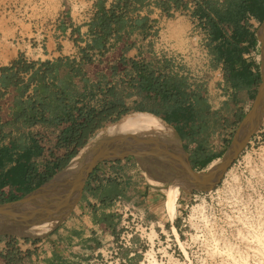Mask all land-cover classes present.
Returning <instances> with one entry per match:
<instances>
[{"label":"crops","instance_id":"0c3cea01","mask_svg":"<svg viewBox=\"0 0 264 264\" xmlns=\"http://www.w3.org/2000/svg\"><path fill=\"white\" fill-rule=\"evenodd\" d=\"M190 1L195 0H0V78L6 77V85L0 81V147L14 148L12 162L0 171V203L20 198L37 187L45 172L63 167L75 142H63L62 134L79 129L91 111L107 119L130 112L167 114L173 104L163 103L153 89L165 81L181 83L184 108H193L197 116L181 138L191 168L205 170L223 154L237 125L232 113L226 116L228 110L240 121L260 81V62L254 59L260 56V24L245 21L252 16L261 23L264 18L245 11L233 26L230 42L234 37L241 55L229 73L209 51L206 17L199 18L193 10L200 20L207 63V70L193 79L189 67L176 65L173 57L178 51L189 52L195 43L188 36L191 18L183 11ZM206 1L221 14L231 9V0ZM207 14L217 20L211 9ZM221 23L234 25L219 22V32ZM217 116L222 118L219 126L213 123ZM44 135L57 142L53 159L41 170L37 160ZM18 157L25 158L26 171L16 167ZM10 168L14 175H5ZM150 182L159 183L129 157L99 163L79 200L43 235L0 233V264L140 263L146 237L134 234L129 244L123 243L114 201L120 198L136 206L146 228L156 232L176 186L160 193ZM182 200L177 195V208L184 209Z\"/></svg>","mask_w":264,"mask_h":264},{"label":"rangeland","instance_id":"374dc122","mask_svg":"<svg viewBox=\"0 0 264 264\" xmlns=\"http://www.w3.org/2000/svg\"><path fill=\"white\" fill-rule=\"evenodd\" d=\"M193 45L194 43L189 52L178 51L173 55L174 63L189 67L190 73L194 74L195 79H199L198 75H201V71L197 66L201 52ZM202 46L203 49H206L203 40ZM193 76L189 77L193 78ZM209 103L213 106L216 105L214 102ZM228 103L229 106L233 105L232 101ZM130 113L101 120L98 123L100 127L93 132L91 138L83 146L77 148V153L90 143L98 130L115 126L122 117ZM230 114L233 123L238 125V116L233 114L232 109L228 110L226 116ZM221 119V116L220 118L217 116L213 120L214 125L219 126ZM235 129L230 132L232 135ZM170 139L175 140L174 138ZM129 160L136 163L132 157H129ZM145 174L147 177L149 176L147 173ZM150 183L162 189L160 193L166 192L168 189L166 186L176 184L174 182ZM178 196L181 200L185 198L186 205L183 206L184 209L175 206L172 222L169 221L170 218L164 210L160 213V228L156 227V232L153 227L150 228V231L145 229L147 227L145 224L139 228L141 235L146 238L142 243L141 262L138 264H264V115L244 149L214 188L202 191L180 187ZM176 203L178 201L175 202V205ZM56 222L53 221L49 228ZM174 228L178 233L179 241L173 234ZM153 230L154 233H152ZM46 231L43 228L42 233L39 234L27 232H7L5 234L41 236ZM149 233L154 234L152 240L148 238ZM255 235H258L259 238H256ZM147 251L152 253L153 262L146 260L145 253ZM103 264H114V262L106 261Z\"/></svg>","mask_w":264,"mask_h":264},{"label":"water","instance_id":"95a60500","mask_svg":"<svg viewBox=\"0 0 264 264\" xmlns=\"http://www.w3.org/2000/svg\"><path fill=\"white\" fill-rule=\"evenodd\" d=\"M257 34L261 43L260 81L257 92L249 110L240 119L225 151L215 163L212 162L205 170H193L180 135L163 119L174 129L176 134L174 141L144 139L146 135L143 133L97 139L94 146L78 161L76 167L69 169L71 162L69 160L35 189L18 199L0 203V233H25L26 222L38 216L48 215L52 222L60 220L79 200L91 172L104 161L132 157L159 182L162 180L174 182L182 188L202 191L214 188L244 149L264 115V19L258 27ZM174 163L177 165L176 168L171 166Z\"/></svg>","mask_w":264,"mask_h":264},{"label":"trees","instance_id":"16d2710c","mask_svg":"<svg viewBox=\"0 0 264 264\" xmlns=\"http://www.w3.org/2000/svg\"><path fill=\"white\" fill-rule=\"evenodd\" d=\"M175 4H178L180 0H173ZM243 4V6L241 5ZM246 4V5H245ZM264 0H231V9L225 14H221L217 10L214 9V5L210 4L206 0H202L201 3H198L194 9V14L197 15L199 18L205 16L208 26L207 30L209 31L210 37L209 42L207 44L210 53L214 55V59L216 61H220L223 64L224 69L229 72L233 73L234 71V64L240 59L241 50L237 46L236 41H225L224 38H220V32L218 24L222 21H228L235 26H238V20L241 14L245 11L254 12L260 19L264 18ZM211 9L213 13L217 14V20L213 21L211 18L208 17L207 10ZM262 11V13H261ZM5 69H2L4 71ZM260 78L258 74L257 79ZM147 81V79H145ZM1 84L6 85V77L0 78ZM146 87L152 89L151 84L149 81L144 83ZM153 89L158 90L163 103L171 102L173 105L169 107V111L167 114H160L156 111H150L151 113L155 114L156 116L160 117L170 125H172L176 132L180 135V137H185L188 134L186 131L188 123L192 120L197 118L195 114V110L186 106L184 108V103L186 101L185 97H183L181 92V83H174L172 84L171 81L161 82L158 87H153ZM174 107V108H173ZM119 116V115H117ZM241 118V117H240ZM106 117L101 116V112L99 113H92V111L87 114L84 119L83 125L78 127L79 129L68 130L63 132L62 140L65 143L75 142V146L67 156V159L64 165L70 160L72 156L77 153V148L83 146L87 142V138L89 134H92L94 130L98 129L100 125L98 124L101 120H106ZM109 119V118H108ZM229 143V141H228ZM14 148L12 146H3L0 147V171L3 170L7 165L12 162ZM16 167L19 168L18 170L21 171L28 169V165L25 163V158L18 157L16 163ZM63 165V166H64ZM54 174V171L49 170L45 172L40 182L38 183L37 187L50 178ZM4 175V174H0ZM5 175H14V172L10 168L8 169V173Z\"/></svg>","mask_w":264,"mask_h":264},{"label":"bare ground","instance_id":"6f19581e","mask_svg":"<svg viewBox=\"0 0 264 264\" xmlns=\"http://www.w3.org/2000/svg\"><path fill=\"white\" fill-rule=\"evenodd\" d=\"M151 126H153L154 128L156 127L157 129L154 130ZM139 133H143L146 135L145 136L146 138L144 139H149V140L153 139L156 141H164L165 139L171 140L170 138H174V139L176 138L174 129L170 125L165 123L162 119L148 113H137V112L130 113L122 117L121 120L115 126L103 130H98L97 133L95 134V137L90 141V143L82 147L77 153V155L72 157L69 165V169H72L77 166L78 161L94 146L97 139H101L105 137H115V136H130V135L135 136ZM167 136L170 138H168ZM216 161L217 160H214V163ZM175 186L176 188L172 191L177 193V195H179L180 187L177 184H175ZM177 195L173 194L166 204V214L170 218H173L174 216L175 202L177 199ZM51 223L52 220L48 219V215L38 216L26 222L24 231L30 234H39L42 233L43 228L48 230ZM152 233H154V230L152 231ZM173 234L178 239V233L175 228L173 229ZM153 235L149 233L148 238L152 240ZM255 237L259 238L258 235H255ZM145 255H146V260L148 261L151 260L152 262L154 261L153 255L150 251H147Z\"/></svg>","mask_w":264,"mask_h":264},{"label":"built area","instance_id":"2783aa9c","mask_svg":"<svg viewBox=\"0 0 264 264\" xmlns=\"http://www.w3.org/2000/svg\"><path fill=\"white\" fill-rule=\"evenodd\" d=\"M196 1L197 0L190 1L186 9H184L183 11L190 16L191 21H192V27L189 31L188 36L190 39H192V41H195L193 45L194 48L197 49L199 52H201L197 68L200 69L201 72H203L207 70L206 49H203L202 42H201L202 39L199 35L200 33H199L198 22L200 20L197 16H194L192 14V11L196 7ZM245 22L246 24H250L252 26H258L260 24V22L256 21L252 16L248 17V19ZM233 30H234L233 25L229 23L220 24V32H221L222 37L225 40H228V41L232 40ZM254 59L257 62L261 61V57L259 55L255 56ZM191 75L193 76L194 74L190 73L189 71L188 76H191ZM193 78L195 79L194 76ZM44 136L45 137L39 138L40 146H41V153L37 160L38 166L41 170L44 168L47 162L53 159L54 145H55V142H57V139L53 140L48 135H44ZM114 207L121 216V236H122L121 240L123 241L124 244L127 245L130 243L129 239L132 237V235L141 234V230H139V228H142L144 226L143 213L140 210H138L136 206L128 204L120 198L114 201ZM108 263H112V262L110 261ZM100 264H103V262H101Z\"/></svg>","mask_w":264,"mask_h":264}]
</instances>
